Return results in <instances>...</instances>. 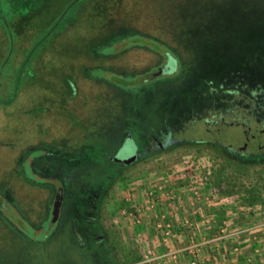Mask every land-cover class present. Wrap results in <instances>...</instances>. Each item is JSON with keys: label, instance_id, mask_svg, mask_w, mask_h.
<instances>
[{"label": "rangeland", "instance_id": "rangeland-1", "mask_svg": "<svg viewBox=\"0 0 264 264\" xmlns=\"http://www.w3.org/2000/svg\"><path fill=\"white\" fill-rule=\"evenodd\" d=\"M67 1L0 0V264L112 263L102 237L122 264H240L264 229V0Z\"/></svg>", "mask_w": 264, "mask_h": 264}, {"label": "flooded vegetation", "instance_id": "flooded-vegetation-1", "mask_svg": "<svg viewBox=\"0 0 264 264\" xmlns=\"http://www.w3.org/2000/svg\"><path fill=\"white\" fill-rule=\"evenodd\" d=\"M168 67H166L165 69H167ZM224 122V121H223ZM213 125V124H212ZM214 125H216L214 123ZM213 125V126H214ZM261 130L264 131V123L261 124ZM212 127V126H211ZM220 127H214V128H209L208 131L209 133H214L219 131ZM241 131H247V127L246 125H243L241 128ZM260 128H256L251 134L252 139L254 137V134L257 135L259 133V131H261ZM264 133V132H262ZM179 131H176L173 129V127L168 126L164 131L161 132H153V133H149L148 135H145L144 137H141V141L138 142L137 144H131V143H126L125 141H123V143H121V145L119 146V151L121 156L118 158L120 159L119 161H116L115 158L112 159V161L116 162L117 165H123V159L129 157L132 154H136L138 157L140 155H142V153H147L148 151H154L156 149H164L165 147L169 146V145H174L173 142H175L177 139H175V135H178ZM264 135V134H263ZM128 137V136H127ZM127 139V138H125ZM254 140V139H253ZM211 141L217 142L222 144V139L221 136L218 135L216 138L211 139ZM261 141V143H259ZM256 140L253 142V146H251V151H258V150H262L264 149V139L261 140ZM247 145H243L242 149H246ZM240 148V147H239ZM238 148V150H239ZM264 151V150H263ZM122 160V161H121ZM90 198V197H89ZM94 202H97V200H95L93 197L90 198V200L87 199V203L86 206L87 209L85 210V214L87 217L85 218L88 222V224L90 223L89 221H91L93 219V211L95 212V206L93 205ZM92 207V209L90 208ZM91 217V218H90ZM88 218V219H87ZM90 225V224H89Z\"/></svg>", "mask_w": 264, "mask_h": 264}, {"label": "crops", "instance_id": "crops-1", "mask_svg": "<svg viewBox=\"0 0 264 264\" xmlns=\"http://www.w3.org/2000/svg\"><path fill=\"white\" fill-rule=\"evenodd\" d=\"M181 187H184V186H181ZM248 222L250 221L248 220ZM248 222H245L244 224H240V225L245 227L246 226L245 224ZM178 231H180V228ZM241 248L243 249V252L245 255L240 259L239 261L240 264L249 263L247 261L248 256H252L250 254H252V250L255 248L259 249V254L256 255V258L258 260L257 259L255 260V264H264V229L260 230V232L257 233L256 241L253 244H247V243L244 245L242 244Z\"/></svg>", "mask_w": 264, "mask_h": 264}, {"label": "built area", "instance_id": "built-area-1", "mask_svg": "<svg viewBox=\"0 0 264 264\" xmlns=\"http://www.w3.org/2000/svg\"><path fill=\"white\" fill-rule=\"evenodd\" d=\"M193 178H195V179L193 180L194 185L189 186V188L187 187V189H186L187 192H189L190 189H194V188H195V182H198L196 176H193ZM184 187H185V186H184ZM158 188H159V189H157V191H156L157 193L159 192L160 188H162V187L159 186ZM194 193H195V190H194ZM150 194L153 195L154 193H153L152 191H150ZM162 194H164L165 196H167V199H168V200H169L170 198H174L173 196H169V193L166 192V191H162ZM180 200H181V199H179V196H178V201H179V203H181ZM152 201H153V200H152ZM162 216H164V215H162ZM164 217H165V216H164ZM157 228H160V229L162 228V232H164L165 235H168L169 233H171V224H170V222L167 221V220H166L165 222L161 221L159 224H157ZM245 231H248V229H247V228H246V229H242L240 232H245ZM191 263H192V264H196V261H195V260H192Z\"/></svg>", "mask_w": 264, "mask_h": 264}, {"label": "water", "instance_id": "water-1", "mask_svg": "<svg viewBox=\"0 0 264 264\" xmlns=\"http://www.w3.org/2000/svg\"><path fill=\"white\" fill-rule=\"evenodd\" d=\"M160 72H161V70L159 72H157L156 74H158ZM137 158H138V156L136 154H132L129 157L124 158L123 163L129 164V163L135 161ZM115 160L119 161L120 159L115 158ZM61 197H62L61 191L58 190L56 197H55V200H54V203H53L52 212H51V220H50L51 223H54L56 218L58 217L59 207H60V203H61Z\"/></svg>", "mask_w": 264, "mask_h": 264}, {"label": "trees", "instance_id": "trees-1", "mask_svg": "<svg viewBox=\"0 0 264 264\" xmlns=\"http://www.w3.org/2000/svg\"><path fill=\"white\" fill-rule=\"evenodd\" d=\"M50 0H44V3L45 2H49ZM55 1H60L61 3H62V0H55ZM69 1H71V0H68L67 2H69ZM59 3V2H58ZM59 5H64V4H60L59 3ZM65 6V5H64ZM64 8V7H63ZM101 16V15H100ZM95 24V23H94ZM94 24L92 23L91 25H90V29H94L95 27H94ZM90 34H92V32H90ZM105 42V43H104ZM103 42V44L104 45H107V43H106V41H104ZM261 154V153H260ZM262 155H264V153H262ZM260 156V155H259ZM102 233V232H101ZM97 240V241H96ZM94 242L95 243H98V242H100V243H98L99 244V249L100 250H102V247H104V246H107V248H108V252L110 251V253H111V256L114 258V262H112V263H107V264H122L121 262H119V261H117L116 259H115V257H114V255H113V253L111 252V250L109 249V245L107 244V242H106V240H105V238H103L102 237V239H96V238H94V240H93V244H94ZM101 242H102V244H101ZM100 246H102V247H100Z\"/></svg>", "mask_w": 264, "mask_h": 264}]
</instances>
